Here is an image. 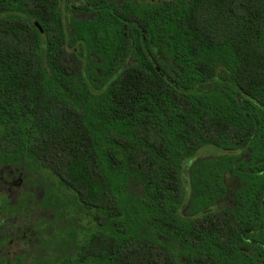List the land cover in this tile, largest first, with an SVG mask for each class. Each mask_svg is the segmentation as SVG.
<instances>
[{
  "label": "trees",
  "instance_id": "trees-1",
  "mask_svg": "<svg viewBox=\"0 0 264 264\" xmlns=\"http://www.w3.org/2000/svg\"><path fill=\"white\" fill-rule=\"evenodd\" d=\"M139 16L129 35L82 25L89 46L135 55L88 76L94 61L44 59L35 0H0V167L69 192L51 191L40 264H264V0Z\"/></svg>",
  "mask_w": 264,
  "mask_h": 264
},
{
  "label": "flooded vegetation",
  "instance_id": "flooded-vegetation-1",
  "mask_svg": "<svg viewBox=\"0 0 264 264\" xmlns=\"http://www.w3.org/2000/svg\"><path fill=\"white\" fill-rule=\"evenodd\" d=\"M174 2L176 0H35L38 21L32 20V23L38 32L44 59L94 61V65L85 63L86 70L82 72L112 78L121 75L126 67L123 61L134 60L135 55H124L119 48L114 51L116 55H111L107 49L95 48V44L89 46L82 35L85 29L82 25L98 21L104 27L119 29L118 36L124 33L123 29L129 35L145 24L138 20L139 14L148 20L156 10L169 14ZM247 10L244 7L243 20L246 21ZM235 17L240 16H222L220 22L224 26V20L233 23ZM107 59L119 62L115 66L103 65ZM88 88L94 91L97 87L93 84ZM191 168L192 165L184 178L186 184L192 176ZM48 179L45 180L42 173H25L21 167H0V264L41 263L44 237L52 236L59 226L55 210L49 208L52 187L56 185ZM248 248L255 251L251 246H244L242 250Z\"/></svg>",
  "mask_w": 264,
  "mask_h": 264
},
{
  "label": "rangeland",
  "instance_id": "rangeland-1",
  "mask_svg": "<svg viewBox=\"0 0 264 264\" xmlns=\"http://www.w3.org/2000/svg\"><path fill=\"white\" fill-rule=\"evenodd\" d=\"M42 177L45 178V180L48 179V177L50 178V182H54L55 185L57 186V182L55 179H53L51 176H49L47 173H42ZM49 180V179H48ZM56 186L52 187L53 188V191L59 195V198L62 200V201H65L66 198L68 197V194L69 192H65L63 193V190H57ZM66 203H67V200H66ZM70 211V210H69ZM73 216H74V213H73ZM77 218H79V221H78V224H80V226H84L86 228H88L90 225V220H89V217L83 212L82 213H79L77 215ZM85 230V229H84ZM85 233V231H83Z\"/></svg>",
  "mask_w": 264,
  "mask_h": 264
}]
</instances>
